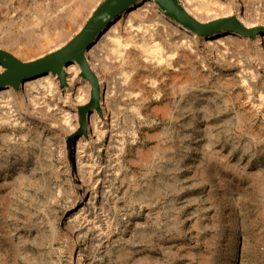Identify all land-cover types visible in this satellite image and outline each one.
Segmentation results:
<instances>
[{"label": "rangeland", "instance_id": "1", "mask_svg": "<svg viewBox=\"0 0 264 264\" xmlns=\"http://www.w3.org/2000/svg\"><path fill=\"white\" fill-rule=\"evenodd\" d=\"M103 1L71 30L88 0H0V52L61 46ZM150 2L169 22L147 18ZM176 3L198 28L156 0H133L103 27L119 21L117 36L136 33L138 46L102 66L93 39L96 83L78 63L71 81L73 62L47 72L42 103L24 88L37 73L0 87V264H264V0H217L211 11L230 9L212 18Z\"/></svg>", "mask_w": 264, "mask_h": 264}, {"label": "bare ground", "instance_id": "2", "mask_svg": "<svg viewBox=\"0 0 264 264\" xmlns=\"http://www.w3.org/2000/svg\"><path fill=\"white\" fill-rule=\"evenodd\" d=\"M94 1L95 0H90V1L88 0V2L82 3L80 8L75 9L69 15V20L66 22L67 25H68V28L73 30L75 27L79 26L83 15L90 10V6H92ZM183 1H184L185 5H186L187 9L194 16H196L197 18H205V17L212 18V17L220 15V14H227L229 12V9H230L229 7H222V5H220L221 8H220V10L218 12L211 11L212 8L210 9L208 7V6H210L209 3L217 4V0H195L196 3H194L195 2L194 0H193L194 2L192 0H183ZM169 2L171 3V1H169ZM128 4L124 5L120 10H118L116 13H114V15H112V17L100 27L97 35L94 37L96 39L97 36L99 35L97 44H95L93 47L90 48L89 53L91 55H93L94 57L95 56L98 57V55H100V56L102 55L103 56V60H104L103 63H102V66L104 64H105V66H107L105 61H111V60L115 61V60H119V58L123 59V57H125L127 54L131 55L132 51L131 50H127L126 49L127 46L129 44L134 45V46L137 45L136 44L137 39L135 40V34L136 33L135 34L133 33L134 37L132 35L129 36L128 40H130V41H125V42L122 41L118 37L119 34L117 36V32L121 30V25H120L119 21H116L113 25H111V27L107 31H103L100 34V31L103 30L105 27H107L109 25V23H111L115 19V16H118L119 12L124 10V8ZM111 7H112V5H106L103 9L100 8L99 10H101L102 13L107 14V13H109L111 11ZM147 7H148V9L144 13L145 14L152 13V15L148 14L149 16L147 18L149 20H151V19H153V17H155V19L156 18H162L164 22H169L161 14H158V16L156 15L157 14L155 12L156 8L151 4V2L148 4ZM176 11H178L182 15L183 14L185 15V11L184 10H182L183 11L182 12L180 9H178V10L176 9ZM131 14H133V13H131ZM134 20H135V18H134ZM136 20H138V19L136 18ZM128 21H130V20H128ZM131 21H133V20H131ZM137 23H138V25H136L137 27H136L135 31H139V30L142 29V24H139L141 22L137 21ZM127 25H129L130 27L133 26L132 24H127ZM133 28H135V27H133ZM143 30H145V29L143 28ZM132 32H134V30ZM76 36H74L75 39H76ZM234 36H235V34L229 33L226 37L221 38L220 40H218L219 44L216 43L218 45L217 47H220L219 45L221 43H223L225 45L227 43L234 42V38H233ZM65 38H66V34H61L60 37L58 38V40L52 38L49 41H51V43H53L52 46H55V45L58 44L59 41L61 42ZM74 38H72V39L74 40ZM136 38H138V37H136ZM260 38L261 37L259 35L256 39L259 41ZM72 39L69 40L65 44H71L73 42ZM88 43H89V46H90L91 43L90 42H88ZM148 44L140 42V45H139L141 50H142V52L144 53L145 57L148 58V59H152V58L156 59L158 62L164 61L165 60V55L163 54V52L160 49L161 46L159 44L158 45L160 47L155 45V44H153V45L151 44L149 46ZM49 48H50V46H49ZM98 48L99 49L101 48V50H103L102 53L99 52ZM41 50H43V44L42 43H40L39 45L34 46L32 48H27L21 53H23L24 55H32V54L35 55L37 52H40ZM85 52L83 54H77L71 62L67 63V65L62 64L61 65V69H63L64 67H67L69 64L75 62L74 64L70 65V67H69L70 70L72 71V75H73L72 78H71V81H73L74 78H75V75L77 74L78 66L76 64L78 63V65H79V67L81 69V72L84 73V75L87 76L88 79L91 82L96 83V76H95L94 72L91 70V68L89 67V64L87 63ZM4 58H2V59H4ZM2 59L0 58V62L2 61ZM9 62H10L9 60L5 61V63H9ZM105 66L103 68H105ZM50 71L54 72V73H57L59 76H63L64 75V71H63L62 75H61V73H58L60 71L59 69H56V70L55 69L54 70L37 69L33 73H30V74H27V75H23V76L19 77V79H17L15 81V83H16L19 80H23L24 78H27V77L32 76L33 74L37 73L35 77L26 79L25 83H24L25 93H26L29 101L32 103V105H36L38 103H42V101H39V99H41V100L45 99L46 95H48L47 92L52 90L51 85H52L53 80H52L51 74L50 73L47 74V72H50ZM42 72H45L46 74L45 73L43 74ZM41 88H44V89L49 90V91L41 92L42 90H44V89H41ZM99 88H101V86ZM9 92H8L7 89L0 90V97L4 98L5 102H7V100H5V98L7 99V97H10L9 94L8 95L6 94V93H9ZM39 95H41V96H39ZM106 95L109 98L110 94L108 93V91L106 92ZM66 123L70 124L71 120L67 118L66 119ZM92 125H93V131L98 133V134H100L101 136H103L104 133L106 132V130L108 129V124L107 123L97 121L96 119L93 120ZM79 160H80V158H79ZM79 163H82V164L85 163V166L87 164V162L84 161V160L83 161L82 160L79 161ZM88 165H90L89 162H88ZM94 166H95V164L93 165V167ZM83 217H85V216H83Z\"/></svg>", "mask_w": 264, "mask_h": 264}, {"label": "water", "instance_id": "3", "mask_svg": "<svg viewBox=\"0 0 264 264\" xmlns=\"http://www.w3.org/2000/svg\"><path fill=\"white\" fill-rule=\"evenodd\" d=\"M133 0H104L92 13L86 24L77 33L76 39L74 38L71 44H64L58 46L44 54L31 58V59H20L14 54L8 52H0V58L4 70L0 71V87L7 83L14 85L15 81L23 75L33 73L37 69L44 70H56L59 69L58 73H63L61 65H67L71 62L77 54H83L87 51L89 43L92 42L94 37L97 35L100 27L107 22L114 13L120 10L124 5L132 2ZM162 8L166 10L168 14H171L178 18L183 24L187 25L192 29L198 28L200 25L196 23L186 12L185 15L180 14L176 9L183 8L176 3V0H156ZM171 1V3L169 2ZM106 5H112L111 11L104 14L99 10L104 8ZM183 12V11H182ZM92 39V40H91ZM91 40V41H90ZM10 61L5 63V61Z\"/></svg>", "mask_w": 264, "mask_h": 264}]
</instances>
